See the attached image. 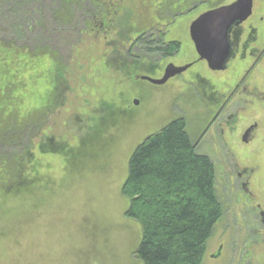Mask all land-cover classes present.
<instances>
[{
    "label": "rangeland",
    "instance_id": "rangeland-1",
    "mask_svg": "<svg viewBox=\"0 0 264 264\" xmlns=\"http://www.w3.org/2000/svg\"><path fill=\"white\" fill-rule=\"evenodd\" d=\"M236 1L131 0L121 11L107 8L108 29L97 24L90 34L79 15L56 60L0 48V113L24 118L47 110L49 118L20 178L6 185L10 173L0 170V264H142L135 256L141 228L125 217L130 203L122 187L135 149L178 118L186 120L197 152L212 160L224 209L203 264H264V236L255 235L264 227L252 224L253 208L264 210V92L242 106L223 136L213 129L202 137L215 96L220 90L227 97L249 64L232 62L228 72L213 74L197 63L190 37L202 14ZM255 3L250 23L264 16V0ZM48 7L58 5L48 0ZM257 28L264 44V23ZM158 32L181 44L172 60L161 62L150 51ZM170 62L197 64L163 87L142 80L162 79ZM263 81L264 73L253 79ZM256 121L252 141L242 143ZM241 170L250 176L251 203L240 188ZM255 246L252 259L246 257Z\"/></svg>",
    "mask_w": 264,
    "mask_h": 264
},
{
    "label": "trees",
    "instance_id": "trees-1",
    "mask_svg": "<svg viewBox=\"0 0 264 264\" xmlns=\"http://www.w3.org/2000/svg\"><path fill=\"white\" fill-rule=\"evenodd\" d=\"M50 1L58 8L48 7V0H0V48L56 60V51L67 44L65 30L77 25L79 15L90 27L88 34L97 24L107 28L105 0ZM176 49L171 45L161 51ZM48 122L47 110L24 118L0 113V170L10 173L6 185L26 169L33 140ZM121 193L130 203L125 217L141 228L135 256L142 264H203L224 209L215 166L197 152L184 118L171 121L135 149Z\"/></svg>",
    "mask_w": 264,
    "mask_h": 264
},
{
    "label": "flooded vegetation",
    "instance_id": "flooded-vegetation-1",
    "mask_svg": "<svg viewBox=\"0 0 264 264\" xmlns=\"http://www.w3.org/2000/svg\"><path fill=\"white\" fill-rule=\"evenodd\" d=\"M127 1H131V0H105L103 2L105 3V7L109 8L110 10L114 12H118L122 10L121 7L122 6L124 7V4ZM255 2L256 0H254L251 17L246 22L238 26H234L230 30V33H229L230 57H229V60L227 61V64L224 66V69L220 71H213L207 61H201L200 59H198L197 61V63L204 62L207 66V69L213 74L228 72L229 66L230 64H232V62L240 61L241 63L244 62L246 64L247 63L249 64L247 65L248 68L245 69L243 76L239 78L238 82L230 90V94L227 97L220 94V90L217 96H215V99L213 101V107H212L215 113L213 117L211 118V120L206 124L201 134L202 137H205L213 129H215L218 135L223 136L225 134V127L230 126L231 122H233V118L237 117L240 114V112L243 111L241 110L242 106L249 104V102L252 101V98L257 95L255 93L264 92V85H257L253 83V79L255 78L256 75L264 73V44L261 43V40L258 37V28H257V26L261 25V23H264V16L262 15L261 18L256 19V22L254 20L252 23H250L253 20L254 15H255V9H256ZM174 5L176 4L174 2L173 3L171 2L170 7H174ZM209 11H212V10H209ZM101 27L103 28L102 24H101ZM158 36H159V40L153 41V42L157 43L161 41L162 44L157 45L156 48L154 47V49H151L150 51L151 52L155 51V53H160L161 62L172 60L180 52L181 44L176 41H171L167 43L164 40L165 37L162 36L161 32H158ZM171 45L175 47V49L176 48L177 49L173 52L161 51L163 48L167 49ZM197 63L195 62L187 66L192 68ZM187 66H176L173 62H170L165 69L164 76L166 75L168 68H171V67L184 68ZM190 68L188 70H190ZM181 75H178V76H181ZM262 83H264V81ZM154 86L163 87V86H158V85H154ZM230 87L232 86H228V89ZM238 96L240 97L236 101L237 103L234 102L235 103V106H234L233 100ZM257 129H258V121L254 122L249 127H247L244 130V133L241 138L242 143L246 145L250 144V142L252 141L253 135L257 131ZM237 177H238V181L241 184L240 188L242 189L243 196L247 199L246 202L251 203L252 201H254V196L250 190L251 182H250V176H249L248 170H241L240 172H238ZM253 210L258 211L257 216H255L253 219V222H252L253 226H254V221H255L256 223L260 222L261 226L264 227V210H262V207L260 205H257L255 208H253ZM251 215L252 213L250 214V216ZM255 235H257V237H262L264 236V233L263 231L260 232L255 229ZM258 248L259 247L255 246L253 249L250 248L246 250V254H248L246 257L252 259V256H253L252 253L255 252L254 249L257 250ZM223 249H224V246H221L218 252L219 257H221ZM235 253L238 254V251H235ZM229 257L231 258V256ZM212 258L217 259L218 257L215 255Z\"/></svg>",
    "mask_w": 264,
    "mask_h": 264
},
{
    "label": "water",
    "instance_id": "water-1",
    "mask_svg": "<svg viewBox=\"0 0 264 264\" xmlns=\"http://www.w3.org/2000/svg\"><path fill=\"white\" fill-rule=\"evenodd\" d=\"M254 0H237L202 14L190 27V37L201 61H207L213 71L224 69L230 57L229 33L232 27L246 22L252 15ZM190 67L168 68L163 79L143 77L153 85L163 86L171 78L186 72ZM136 105L139 102L135 103Z\"/></svg>",
    "mask_w": 264,
    "mask_h": 264
}]
</instances>
